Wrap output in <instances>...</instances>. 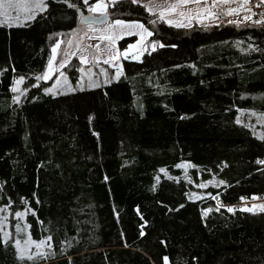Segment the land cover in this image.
I'll use <instances>...</instances> for the list:
<instances>
[{"label": "trees", "instance_id": "1", "mask_svg": "<svg viewBox=\"0 0 264 264\" xmlns=\"http://www.w3.org/2000/svg\"><path fill=\"white\" fill-rule=\"evenodd\" d=\"M58 1L0 26V264H264V210L235 206L264 197V139L237 122L239 110L264 113V25L153 24L143 4L117 1L111 20L140 21L163 46L104 88L53 97L32 79L16 105L15 78L41 74L56 34L79 24L82 0ZM249 43L257 52H243ZM183 162L194 184L157 180L180 177ZM214 179L221 207L189 200ZM11 235L50 248L21 259Z\"/></svg>", "mask_w": 264, "mask_h": 264}, {"label": "rangeland", "instance_id": "2", "mask_svg": "<svg viewBox=\"0 0 264 264\" xmlns=\"http://www.w3.org/2000/svg\"><path fill=\"white\" fill-rule=\"evenodd\" d=\"M231 1V9L223 8V9H215L211 12V15L207 14V16L202 18H195L192 17V20L189 17L192 15L189 13L188 18H178L177 15L173 12H169L168 5H164V2H145L144 6H147L146 9H151L152 11L148 13L153 16V20L156 24L157 21H160V13L164 12L165 18L162 20L167 25L175 26L176 22L184 24L188 27L193 25V23L197 22L199 24H206V25H216L219 23H223L225 25L234 24L241 26L242 24H250L249 17L247 16L245 3L242 0H228ZM26 4L30 7L31 13L33 15L32 19H28V12L19 11V12H12L13 19L11 23L7 22L4 17H0V25L8 26V27H23L30 23H32L40 14L45 13L49 8V0H42L43 7H36L41 0H25ZM84 3V0H82ZM97 2V0L91 3L89 0V4L86 5L84 3V7H78L75 5L74 7L84 11L86 14H94L96 16H101L103 14H109L111 17L110 9L115 5V0H99L105 4L104 12L93 11L90 12L88 10L89 5H93ZM136 3H141L137 0ZM230 10H235L231 11ZM247 17V19H246ZM168 20H172L174 23L169 24L167 23ZM115 19H112L106 22L103 25H83L79 22L77 28L70 32V33H58L56 34L55 38L53 39L51 50H50V59L53 57L52 49L56 47V56L53 61L54 67L58 69L56 73L52 75L50 79L45 81L44 79H40L39 81L36 77H43L45 71L47 70V66L45 70L36 76L33 77H24V81L20 85H13L18 87L20 91L27 89L23 95L20 96L19 102L14 103L16 105H22L29 99L31 89L29 86L30 80H34L35 84L38 86H33L34 88L41 86L42 84L46 83L47 88H52L53 85H56V77H59L60 84L56 85V88L53 92H46L44 89L45 94L51 95L53 97H58L62 95L73 94L79 91L84 90H96L99 88H104L106 86H110L116 83L119 79L123 76V67L126 61H135L141 62L143 56L147 53H151L161 47V44L155 41H152L151 36H145L143 41H140V36L136 34L135 29H133V34L129 35L126 31L122 30L121 25H117L115 23ZM122 21V20H121ZM125 24H131L133 22L130 21H123ZM137 23H142L140 21H134ZM144 24V23H142ZM145 26V24H144ZM146 27V26H145ZM147 28V27H146ZM151 31L149 28H147ZM116 37L115 43L113 44L110 40L102 37ZM139 42V43H138ZM99 45V47H95ZM130 45H136L135 48H130ZM153 45L155 48L153 50ZM242 49V47H240ZM243 52H248L250 55L255 50V46L249 43L245 49H242ZM250 50V51H248ZM117 51H119L120 55L116 57V59H111L112 56L116 55ZM262 53V52H261ZM83 56L85 58V62H81L80 57ZM108 61L105 63L104 61ZM63 61L65 63V67L60 69L59 64ZM62 71L64 76H59V72ZM77 72V82L74 83L71 72ZM65 78L67 79V84L64 83ZM20 79V77H16L15 80ZM91 84H96L98 86L92 87ZM71 89V90H70ZM19 92L14 93L13 95H19ZM237 121L240 125H243L250 129L252 133L260 138L264 139V113L251 111V110H239V114L237 117ZM180 165L181 167H177L178 170L182 172L180 177H173L171 176L170 172L166 169H161L159 171V175L157 176V180H160V177H165L169 179L175 180H184L188 183L191 181L193 183L192 177V170L194 166L191 163L183 162ZM163 170V171H162ZM202 182L206 184V187L199 188L195 186L196 190L191 191L188 195L189 200L191 201H202L207 198H211L212 200L216 201V204L221 207L222 204L217 201V195H212L208 192L209 188L220 189L223 184H220V180H211V183ZM194 184V183H193ZM214 197V198H213ZM264 207V202L260 199H257V203L251 207L250 210H246L249 212H259ZM15 216V215H14ZM16 220L23 222L24 215L17 218ZM3 217L1 228L4 229V232L10 234L12 233L11 230V221L10 218L5 221ZM9 221V222H8ZM17 230V227H15ZM22 229V225H19V233ZM10 240L14 242L16 246V241H20L19 249L17 252L21 259H28V256L31 255L35 259L37 256H40V253H46V251L50 248L47 243L45 242L39 249L36 247L35 243H25L26 241H33L30 238H26L24 241L17 239L15 236L11 235ZM36 242V241H34ZM39 243V242H36ZM31 259V260H32Z\"/></svg>", "mask_w": 264, "mask_h": 264}, {"label": "snow or ice", "instance_id": "3", "mask_svg": "<svg viewBox=\"0 0 264 264\" xmlns=\"http://www.w3.org/2000/svg\"><path fill=\"white\" fill-rule=\"evenodd\" d=\"M136 2H137V0H133V3H136ZM180 2H181L182 4H186V3L189 2V0H180ZM84 3H85L86 5H88V4H89V0H84ZM261 3H264V0H261ZM35 6H36V7H43L42 0H41L40 3H38V4L35 5ZM105 7H106V6H105L104 3L99 2V0H97V2L94 4V6H93V5H89L88 10H89L90 12L98 11V12L103 13ZM145 7L147 8V6H145ZM172 8L174 9V8H175V5H173ZM22 10L25 11V12H28V13H29V15H28V17H27L28 19H32V18H33V15H32V13H31V9H30V7L26 4L25 0H0V17H4V19H5L7 22H9V23H11V21H12V19H13L12 12H13V11H15V12H19V11H22ZM147 10H148L149 12L152 11L151 9H147ZM231 11H235V10H230V12H231ZM180 15L183 16V15H185V14H184L183 12H181ZM209 15H211V13H209ZM159 18H160L161 20H164V18H165V14H164V12H161V13H160V17H159ZM83 19H84V22H85L86 24H89V26H91V24L93 23V19H92L91 17H84ZM246 19H247V17H246ZM255 22H256V23H259L260 21H255ZM115 23H116L117 25H121V26H122V30H123V31H126L127 34H129V35L133 34V29L137 30V31H136V34L140 36V41H143V40L145 39V36H151V35H152V32L149 31V30L144 26V24H142V23L133 22V23H131V24H125V23H124L123 21H121V20H116ZM150 23H155V21H150ZM167 23H169V24H173L174 22H173L172 20H168ZM175 26H177V27H182V26H185V25H184V24H181V23H179V22H176V23H175ZM102 38H106V39L110 40L113 44L115 43V39H116V37H112V36L102 37ZM138 43H139V42H138ZM161 46H163V45H161ZM95 47L98 48L99 45H96ZM129 47H130V48H135L136 45H130ZM154 48H155V45H153V50H154ZM52 53H53V57H52V59H50V60L48 61L47 70L45 71L43 77H39V76L36 77V79H37L38 81H39L40 79H44L45 81H47L48 79H50V78L52 77V75H53L54 73H56V72L58 71V69H57L56 67H54V64H53V61H54L55 56H56V47H53V49H52ZM119 55H120V53H119V51H117L116 55L112 56L111 59L114 60V59H116V57L119 56ZM80 60H81L82 63L85 62V58H84L83 56L80 57ZM104 62H105V63H108L107 60L104 61ZM64 67H65V63H64L63 61H61L60 64H59V68L62 69V68H64ZM59 76H61V77L64 76V73H63L62 71H60V72H59ZM23 81H24V77H20V79L14 81V85H20V84L23 83ZM64 83L67 84V79H66V78H65V80H64ZM59 84H60V79H59V77H56V85H59ZM56 85H53L52 88H47V89H45V91H46V92H53V93H54V90H55V88H56ZM33 86L35 87V86H38V85H33ZM90 86H92V87H96V86H98V85H96V84H91ZM10 90H11L12 92H14V93H16V92H19V93H20L19 95L13 96V100H14L15 102H19V100H20V96L23 95L24 92L27 91V89H24L23 91H20V90L18 89V87H16V86L11 87ZM70 90H71V89H70ZM237 122H239V121H237ZM257 163H264V161H257ZM181 166H182V165H177V167H181ZM162 171H163V170H162ZM189 182L191 183V181H189ZM208 183H211V181H209ZM219 183H220V184H223L224 181H220ZM196 186L199 187V188H204V187H206V184H204V183H200V184H198V185H196ZM213 198H214V197H213ZM242 199H243V197H242ZM181 207H182V205H181ZM218 210H219V208H217V211H218ZM243 210H250V209H243ZM261 210H264V208H262ZM3 211H5V209H0V212H3ZM209 211H211V209H207V210L205 211L204 215H206L207 212H209ZM227 211H228V212H233L234 209H233L232 207H228V208H227ZM23 215H24V213H22V212H20V211L15 212V217H17V218H19V217H21V216H23ZM17 230H19V225H17ZM141 234H143V233H141ZM4 235H5V237H8V236H9V233L5 232ZM47 239H48V240H51V237H48ZM5 242H7V241H5ZM25 243H26V244H27V243H35V244H36V247L39 249L42 245L45 244V241H44V240H40L39 243H36V242H34V241H26ZM19 245H20V241L17 240V241H16V247H17V249H19ZM40 255H44V253H40ZM32 258H33V257H32L31 255L28 256V259H29V260H31ZM163 260H164V264H168V258H167L166 256L163 257Z\"/></svg>", "mask_w": 264, "mask_h": 264}, {"label": "crops", "instance_id": "4", "mask_svg": "<svg viewBox=\"0 0 264 264\" xmlns=\"http://www.w3.org/2000/svg\"><path fill=\"white\" fill-rule=\"evenodd\" d=\"M114 1V0H113ZM121 0H115V2ZM141 4L144 5L145 2H164V5H168L169 12H173L177 15L178 18H188L189 13L192 15L189 19L192 20V17L202 18L207 16L215 9L229 8L231 9V1L228 0H189L188 3L182 4L180 0H138ZM244 2V0H242ZM245 3V2H244ZM175 5L173 9L172 6ZM183 12L185 15L181 16L180 13ZM197 23V22H195ZM3 26V25H0Z\"/></svg>", "mask_w": 264, "mask_h": 264}, {"label": "built area", "instance_id": "5", "mask_svg": "<svg viewBox=\"0 0 264 264\" xmlns=\"http://www.w3.org/2000/svg\"><path fill=\"white\" fill-rule=\"evenodd\" d=\"M247 16L253 24L264 25V3H261V0H244ZM255 21H260L256 23ZM258 197H252L250 199L241 200L235 206L238 209H251L253 205L257 203ZM264 202V197L261 198Z\"/></svg>", "mask_w": 264, "mask_h": 264}, {"label": "water", "instance_id": "6", "mask_svg": "<svg viewBox=\"0 0 264 264\" xmlns=\"http://www.w3.org/2000/svg\"><path fill=\"white\" fill-rule=\"evenodd\" d=\"M57 3L67 5L68 7H72V3L68 0H60ZM78 13H79V17H80L79 22L85 26H87L89 24H86L84 22V19H83L84 17H91L93 19V23L91 25H97V26L103 25L106 22L111 20V16L109 14H103L101 16H96L94 14H86L81 10H79Z\"/></svg>", "mask_w": 264, "mask_h": 264}]
</instances>
